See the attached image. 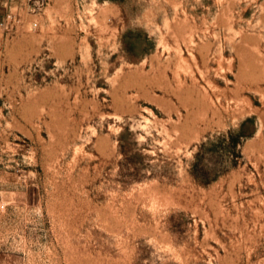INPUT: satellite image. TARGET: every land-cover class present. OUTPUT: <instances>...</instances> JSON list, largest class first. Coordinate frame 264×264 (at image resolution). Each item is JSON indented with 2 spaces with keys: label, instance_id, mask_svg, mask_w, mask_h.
<instances>
[{
  "label": "rangeland",
  "instance_id": "obj_1",
  "mask_svg": "<svg viewBox=\"0 0 264 264\" xmlns=\"http://www.w3.org/2000/svg\"><path fill=\"white\" fill-rule=\"evenodd\" d=\"M0 264H264V0L8 2Z\"/></svg>",
  "mask_w": 264,
  "mask_h": 264
},
{
  "label": "built area",
  "instance_id": "obj_2",
  "mask_svg": "<svg viewBox=\"0 0 264 264\" xmlns=\"http://www.w3.org/2000/svg\"><path fill=\"white\" fill-rule=\"evenodd\" d=\"M11 0H0V11L5 8V5Z\"/></svg>",
  "mask_w": 264,
  "mask_h": 264
}]
</instances>
